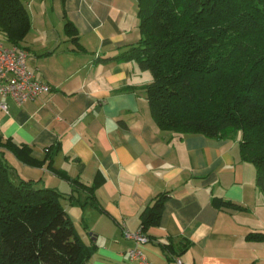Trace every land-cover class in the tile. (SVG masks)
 Returning a JSON list of instances; mask_svg holds the SVG:
<instances>
[{
    "label": "crops",
    "instance_id": "0c3cea01",
    "mask_svg": "<svg viewBox=\"0 0 264 264\" xmlns=\"http://www.w3.org/2000/svg\"><path fill=\"white\" fill-rule=\"evenodd\" d=\"M21 1L30 26L18 45L52 91L22 103L0 96V135L24 146L34 162L7 149L3 154L14 179L65 194L61 204L75 231L95 245L84 264H137L126 254L133 246L152 264H175L174 256L183 264H264V194L254 165L240 156L238 135L159 129L139 89L151 73L134 60L96 61L139 40L137 1ZM66 18L76 40L65 31ZM56 145L48 166L45 150ZM69 178L87 186L100 181L94 204L80 190L75 194L86 205L69 198ZM166 191L159 222L142 230V210ZM126 230H141L150 240L136 243Z\"/></svg>",
    "mask_w": 264,
    "mask_h": 264
},
{
    "label": "trees",
    "instance_id": "16d2710c",
    "mask_svg": "<svg viewBox=\"0 0 264 264\" xmlns=\"http://www.w3.org/2000/svg\"><path fill=\"white\" fill-rule=\"evenodd\" d=\"M136 1L139 40L96 61L134 60L151 73V81L139 89L159 129L216 139L238 135L240 156L254 165L255 185L264 194V0ZM29 26L21 0H0L3 40L18 45ZM64 28L76 40L67 18ZM5 149L34 162L24 146L0 135V264H84L95 245H86L75 231L61 204L65 194L14 179ZM58 149L46 148L48 166ZM69 180L73 202L94 204L99 180L89 186ZM78 190L87 194L86 202L75 194ZM168 197L169 192H161L144 207L142 230L159 222Z\"/></svg>",
    "mask_w": 264,
    "mask_h": 264
},
{
    "label": "built area",
    "instance_id": "2783aa9c",
    "mask_svg": "<svg viewBox=\"0 0 264 264\" xmlns=\"http://www.w3.org/2000/svg\"><path fill=\"white\" fill-rule=\"evenodd\" d=\"M28 51L15 44H6L0 36V96H10L17 103L33 99L40 94L52 91V86L36 78L34 71L28 67ZM2 107H5L2 104ZM126 238L138 242L149 241V237L141 230L135 232L124 231ZM130 261L137 264H152L137 246L126 250ZM175 264H183L179 256L172 257Z\"/></svg>",
    "mask_w": 264,
    "mask_h": 264
},
{
    "label": "rangeland",
    "instance_id": "374dc122",
    "mask_svg": "<svg viewBox=\"0 0 264 264\" xmlns=\"http://www.w3.org/2000/svg\"><path fill=\"white\" fill-rule=\"evenodd\" d=\"M61 201H62V199H61Z\"/></svg>",
    "mask_w": 264,
    "mask_h": 264
}]
</instances>
